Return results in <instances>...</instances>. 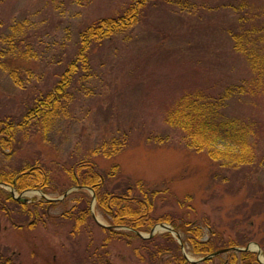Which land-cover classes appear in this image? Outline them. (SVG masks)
Returning a JSON list of instances; mask_svg holds the SVG:
<instances>
[{
    "label": "rangeland",
    "instance_id": "374dc122",
    "mask_svg": "<svg viewBox=\"0 0 264 264\" xmlns=\"http://www.w3.org/2000/svg\"><path fill=\"white\" fill-rule=\"evenodd\" d=\"M128 1L86 0L79 5L74 0H0V21L3 29L8 27L3 33L14 41L15 37L26 41L18 47L25 56L20 73L24 77L30 69L35 76L28 84L36 82L22 91L0 74V103L13 98L18 104L21 98L30 97V90L43 87L59 69L57 60L66 58L68 50L55 51L62 50L60 45L68 41L67 36L72 42L81 23L115 15ZM253 10H258V18ZM137 17L132 29L106 40L103 49L95 52L92 78L72 88L69 113L55 121L45 138L41 134L17 135L20 148L15 154L1 150L0 168L13 171L25 164V158H38L51 172L49 185L60 188L66 179L64 167L101 141L126 133L125 149L112 158L93 156L99 166L107 169L116 162L123 174L140 178L151 188L167 190L168 202L157 203V213L187 210L186 217L197 219L198 224L209 221L224 238L235 242L237 233L250 230L253 237L246 251L254 252L250 244H256L260 248L259 253L254 252L256 259L264 263V204L252 202L264 199V76L260 89H250L254 75L243 56L234 51L230 36L232 28L264 24V0H146ZM54 52H60L59 59ZM240 84H245V89L230 93L223 110L226 119L246 128L242 129L251 149L249 156L244 155L248 162L235 163L234 158L243 157V153L225 138L213 147L221 151L220 158H211L207 148L187 146L180 132L164 121L165 112L185 92L215 94ZM249 184L255 185V196H251ZM0 186L9 189L6 183ZM78 189L67 187L69 193L56 200L48 214L57 215L71 206ZM84 192L92 195L90 189ZM44 193L55 198L61 195L52 189ZM42 196L39 189L22 192L29 201ZM90 202L95 219L74 237L68 233L70 226L62 223L47 220L44 225L25 229L0 216V251L13 257L16 264H62V259L66 264H79L77 256L86 245L100 247L106 235L97 220L108 224L96 200ZM242 203L259 204L253 210L261 214L243 222ZM162 232L161 228L154 231ZM146 233L141 231L143 236ZM178 237L185 242L184 257L190 262L200 259L201 255L191 252L185 233L179 230ZM107 248V258L115 264H141L131 255L132 246L120 239L109 240ZM222 254L224 259L226 253ZM52 256L57 259L54 263L48 262Z\"/></svg>",
    "mask_w": 264,
    "mask_h": 264
},
{
    "label": "trees",
    "instance_id": "16d2710c",
    "mask_svg": "<svg viewBox=\"0 0 264 264\" xmlns=\"http://www.w3.org/2000/svg\"><path fill=\"white\" fill-rule=\"evenodd\" d=\"M74 1L79 5L86 2V0ZM145 2L146 0H130L115 15L81 23L75 40L69 42L71 36L68 35V41L60 45L62 50L55 51L68 50L65 59L57 60L59 64L56 65L59 69L53 72L50 81L41 88L30 90V97L21 98L18 104L12 100L13 98L8 102L0 103V151L9 149L10 153L15 154L16 149L20 148L17 145L19 141L17 135L41 134L44 138L47 136L55 121L69 113L74 95L72 88L92 78L95 52L97 51L98 54L103 49L106 40L110 42L132 29L139 20L137 16ZM231 8L234 11L237 10V7ZM258 13V10H253L254 18H258ZM3 27L0 21V74L7 77L15 88L26 90L36 83L28 84L35 76L30 69L24 77L20 73L22 59L25 56L21 55L24 50L18 47L26 41L19 37H15L14 41L10 34L3 33L8 27L4 29ZM230 36L234 51L243 56L254 75L250 89H260L261 79L264 76V24L254 23L247 27L241 26L239 29L232 28ZM55 52L53 56L59 59L60 52ZM244 86L245 84L227 86L222 92L215 94L204 90L185 92L165 112L164 121L180 132L187 146L195 150L207 148L208 155L214 159L220 158L221 151L213 147L222 138L227 139L238 147L239 153H243V157L234 158L235 163L240 164L246 161L244 155L249 156L251 151L245 139L246 131L243 130L246 128L238 127L233 119H226L223 109L230 97L229 94L243 92ZM7 105L8 107L4 108ZM127 138L128 135L122 133L111 140H103L89 153L74 161L71 166L64 167L62 171L66 179L63 180L60 188L57 186L52 188L49 185L51 172L47 171L38 158L32 160L31 157L25 158V164L19 165L13 171L0 168V182L12 186L18 192L33 188L44 192L52 189L62 194L70 185L79 186V192L75 193L77 196L73 199L72 205L64 208L57 215L48 214L49 208L55 204L53 201L46 199L18 201L8 190L0 186V216L10 219L12 225L18 224L25 229L37 223L44 225L47 220L51 223H62V226H70L68 233L74 237L87 227L89 221L93 220L89 210L91 196L85 192L82 193L83 187H90L94 191L97 207L111 227H101L106 235L100 247L98 245L97 248L90 249L87 244L83 253L77 256L76 262L79 264H115L107 258L108 242L112 239H120L127 246H132L131 255L141 264H205L216 258L218 261L213 264H262L258 262L254 252L233 250L225 252L224 259L220 257L223 254H218L199 262H190L182 254L180 245L171 233L167 231L155 233L148 238H143L136 233V231L149 232L158 222L170 223L177 231L185 233V241L190 246L191 252L201 256L220 248L244 246L253 237L252 232L247 230L237 233L238 242L231 238L226 239L223 233L213 229L209 221L206 224H198L197 219L191 220L186 217L187 210L177 213L165 210L157 213V203L168 202L165 195V192L169 194L167 190L151 188L142 179L123 174L116 162H111L109 167L104 169L93 158V156L112 158L113 155L125 149L128 143ZM249 187H251V196H255L253 194L255 185L249 184ZM252 202L264 204V199L256 198ZM257 205L259 204L250 206V203H242L243 222L251 216L261 214V211L253 210L257 208ZM112 226L126 228L115 229ZM52 249L53 246H50L49 251H53ZM64 260H61L62 264H66ZM56 261L57 259L52 256L48 262ZM0 264H16V262L13 257L0 251Z\"/></svg>",
    "mask_w": 264,
    "mask_h": 264
},
{
    "label": "water",
    "instance_id": "95a60500",
    "mask_svg": "<svg viewBox=\"0 0 264 264\" xmlns=\"http://www.w3.org/2000/svg\"><path fill=\"white\" fill-rule=\"evenodd\" d=\"M66 193H68V192L66 191L65 194H66ZM65 194H64V195H65ZM92 196H93V199H94V194H93V192H92ZM16 198L19 199L20 196H16ZM93 216H94V215H93ZM97 222H98L100 225L106 226L105 224H102V223L99 222L98 220H97ZM157 228H161V229H164V230L170 231V232H172L173 234L175 233L174 229H173L170 225H167V224H165V223H160V224L155 225V226L152 228V230H151L148 234H145L144 236H143L140 232H138V233H139L140 235H142L143 237H150V236L154 233V231H155ZM179 242H180V240H179ZM180 244H181V242H180ZM227 249H228V248H223V249L216 250V251H214L213 253H211L210 255L205 256V258H209V257L214 256V255H216V254L222 253V252L226 251ZM233 249H236V250H247V249H249V245L247 244L245 247H233ZM259 251H260V250H257V253H259ZM205 258H200V259H198V261H199V260H202V259H205ZM262 263H263V262H262Z\"/></svg>",
    "mask_w": 264,
    "mask_h": 264
},
{
    "label": "bare ground",
    "instance_id": "6f19581e",
    "mask_svg": "<svg viewBox=\"0 0 264 264\" xmlns=\"http://www.w3.org/2000/svg\"><path fill=\"white\" fill-rule=\"evenodd\" d=\"M250 247H251V248H254V249H258V246H257L256 244H254V243H251V244H250Z\"/></svg>",
    "mask_w": 264,
    "mask_h": 264
}]
</instances>
